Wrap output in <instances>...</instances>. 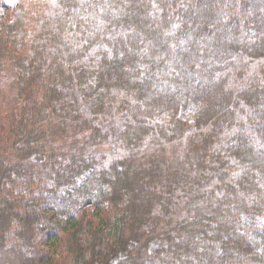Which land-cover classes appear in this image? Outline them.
Returning <instances> with one entry per match:
<instances>
[{
	"label": "trees",
	"instance_id": "trees-1",
	"mask_svg": "<svg viewBox=\"0 0 264 264\" xmlns=\"http://www.w3.org/2000/svg\"><path fill=\"white\" fill-rule=\"evenodd\" d=\"M263 215L264 0H0V264H264Z\"/></svg>",
	"mask_w": 264,
	"mask_h": 264
},
{
	"label": "rangeland",
	"instance_id": "rangeland-1",
	"mask_svg": "<svg viewBox=\"0 0 264 264\" xmlns=\"http://www.w3.org/2000/svg\"><path fill=\"white\" fill-rule=\"evenodd\" d=\"M181 117L186 120L187 123H191L193 121V112L190 110H186L180 113ZM255 222L261 228L264 227V215L258 218H255Z\"/></svg>",
	"mask_w": 264,
	"mask_h": 264
}]
</instances>
